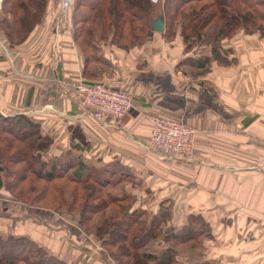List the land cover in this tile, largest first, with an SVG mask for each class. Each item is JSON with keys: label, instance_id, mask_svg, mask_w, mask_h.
Returning a JSON list of instances; mask_svg holds the SVG:
<instances>
[{"label": "crops", "instance_id": "0c3cea01", "mask_svg": "<svg viewBox=\"0 0 264 264\" xmlns=\"http://www.w3.org/2000/svg\"><path fill=\"white\" fill-rule=\"evenodd\" d=\"M52 3L45 13L55 9ZM45 15L19 45L9 46L0 31V115L24 113L39 124L51 141L42 152L48 162L71 152L87 166L128 168L132 182L124 190L142 198L132 208L150 218L162 202L164 232L198 214L210 236L177 247L182 264H264V37L237 29L220 41L221 62L209 57L208 46L182 51L178 30L171 41L152 29L128 49L101 45L110 69L94 79L124 89L133 103L112 125L81 111L73 97L84 77L71 14L49 22ZM201 55L209 58L202 73L176 67ZM152 114L195 129L191 157L166 158L150 149ZM76 221V215L29 207L0 188V233L28 237L65 264H113ZM164 244L171 242L156 239L153 246Z\"/></svg>", "mask_w": 264, "mask_h": 264}, {"label": "trees", "instance_id": "16d2710c", "mask_svg": "<svg viewBox=\"0 0 264 264\" xmlns=\"http://www.w3.org/2000/svg\"><path fill=\"white\" fill-rule=\"evenodd\" d=\"M50 2L1 1L0 31L9 46L21 44ZM153 19L162 21L161 37L166 41L178 30L182 51L208 46L209 57L221 62L220 41L237 29L264 37V0H161L156 6L150 0H73L71 40L83 56V80L92 82L109 71L101 45L128 49L143 42L152 32ZM208 59L184 57L176 67L202 73ZM50 143L39 124L24 113L0 115V188L29 207L77 214L81 232L101 240L113 264H182L176 259L177 247H195L198 236H210L208 224L191 213L184 225L164 232L162 202L150 218L146 211L132 208L136 198L124 190L125 183L132 182L128 168L116 162L87 166L71 154L48 162L42 152ZM156 239L171 245L155 248ZM0 264L65 263L28 237L0 233Z\"/></svg>", "mask_w": 264, "mask_h": 264}, {"label": "built area", "instance_id": "2783aa9c", "mask_svg": "<svg viewBox=\"0 0 264 264\" xmlns=\"http://www.w3.org/2000/svg\"><path fill=\"white\" fill-rule=\"evenodd\" d=\"M73 97L81 111L112 125L133 110L132 96L124 89L114 87L103 80H79L74 84ZM147 120L150 123L149 147L152 151L166 158L193 155L195 129L192 126L181 119L154 114L147 115Z\"/></svg>", "mask_w": 264, "mask_h": 264}, {"label": "rangeland", "instance_id": "374dc122", "mask_svg": "<svg viewBox=\"0 0 264 264\" xmlns=\"http://www.w3.org/2000/svg\"><path fill=\"white\" fill-rule=\"evenodd\" d=\"M2 1V0H1ZM1 1H0V7H1ZM160 1L161 0H158V1H156V2H152L153 4H155V6H156V4L158 5L159 3H160ZM51 2H53L52 4H54V6H55V9H52L51 10V8H49L48 9V11L45 13L46 15H45V17L43 18V20L46 22H49V20L50 19H52L54 16L55 17H57L58 15H61L62 17L64 16V15H70L71 14V6H72V2H73V0H69V3L68 4H66V5H64L63 4V1L62 0H58V2L56 1V2H54V0H51ZM63 6H64V8H63ZM57 12V14H56V12ZM70 18H71V16H70ZM70 26H71V24H70ZM71 33H72V26H71ZM90 115V114H89ZM68 154H71L73 157H74V160H76V159H79V155H77V154H73V153H67V154H61L60 156H58V157H56L57 159H59V158H62L63 156L65 157V158H67L68 157ZM77 157V158H76ZM47 165V164H46ZM162 198V197H161ZM134 200V202L135 203H137L138 201H140V200H142V198H140V199H133ZM132 199H131V201L130 202H132L133 201ZM134 202H132V203H130L131 205L134 203ZM150 207H151V203H150V205H149ZM65 215H67V214H65ZM70 215H76L77 216V214H70ZM163 227V229H165L164 228V226H162ZM93 237H95V236H93ZM99 241H101V240H99ZM100 243V242H99ZM43 247V246H42Z\"/></svg>", "mask_w": 264, "mask_h": 264}, {"label": "water", "instance_id": "95a60500", "mask_svg": "<svg viewBox=\"0 0 264 264\" xmlns=\"http://www.w3.org/2000/svg\"><path fill=\"white\" fill-rule=\"evenodd\" d=\"M151 28L153 29V30H155V31H159V32H161L162 30H163V23H162V21L161 20H159V19H153L152 21H151Z\"/></svg>", "mask_w": 264, "mask_h": 264}, {"label": "bare ground", "instance_id": "6f19581e", "mask_svg": "<svg viewBox=\"0 0 264 264\" xmlns=\"http://www.w3.org/2000/svg\"><path fill=\"white\" fill-rule=\"evenodd\" d=\"M62 1H63V4L66 5L69 0H62ZM63 8H64V6H63Z\"/></svg>", "mask_w": 264, "mask_h": 264}]
</instances>
